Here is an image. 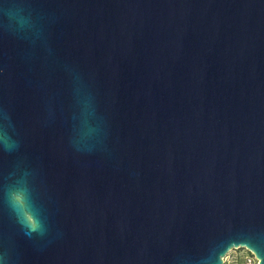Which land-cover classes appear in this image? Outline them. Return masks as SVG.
Listing matches in <instances>:
<instances>
[{"label":"water","instance_id":"95a60500","mask_svg":"<svg viewBox=\"0 0 264 264\" xmlns=\"http://www.w3.org/2000/svg\"><path fill=\"white\" fill-rule=\"evenodd\" d=\"M264 264V0H0V264Z\"/></svg>","mask_w":264,"mask_h":264},{"label":"rangeland","instance_id":"374dc122","mask_svg":"<svg viewBox=\"0 0 264 264\" xmlns=\"http://www.w3.org/2000/svg\"><path fill=\"white\" fill-rule=\"evenodd\" d=\"M226 264H255V262L245 248H237L227 254Z\"/></svg>","mask_w":264,"mask_h":264},{"label":"built area","instance_id":"2783aa9c","mask_svg":"<svg viewBox=\"0 0 264 264\" xmlns=\"http://www.w3.org/2000/svg\"><path fill=\"white\" fill-rule=\"evenodd\" d=\"M247 250V249H246ZM251 255H252V257H253V259H254V262H255V264H258V260H257V258L254 256V254L253 253H251L249 250H247ZM223 264H226V257L224 258V263Z\"/></svg>","mask_w":264,"mask_h":264}]
</instances>
